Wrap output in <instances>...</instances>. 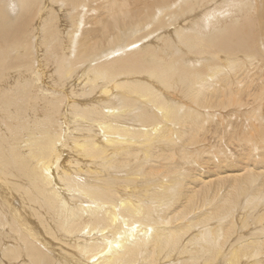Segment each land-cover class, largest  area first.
I'll use <instances>...</instances> for the list:
<instances>
[{"label": "bare ground", "instance_id": "1", "mask_svg": "<svg viewBox=\"0 0 264 264\" xmlns=\"http://www.w3.org/2000/svg\"><path fill=\"white\" fill-rule=\"evenodd\" d=\"M257 1L0 0V264H264V227L231 242L248 190L264 226Z\"/></svg>", "mask_w": 264, "mask_h": 264}, {"label": "rangeland", "instance_id": "2", "mask_svg": "<svg viewBox=\"0 0 264 264\" xmlns=\"http://www.w3.org/2000/svg\"><path fill=\"white\" fill-rule=\"evenodd\" d=\"M187 1H189V0H180V1L177 0L176 4L174 6H172V3H169V5H166L167 7L168 6H172L171 8H169L166 11L167 18L174 19L177 16H179L180 13H181L182 4L184 2H187ZM224 1L225 0H215V4L212 5V6H215L216 4L224 2ZM252 1H253L254 4H256L255 0H252ZM257 2L260 5L262 2H264V0H258ZM189 4L192 6V2L189 3ZM183 8H184V10H188L189 9L187 4H184ZM201 10H202V8L200 9V12H199L198 15L202 14ZM161 11H163V10H161ZM255 11H258V10L255 9ZM191 13L192 14H190V15L186 14V17H185L187 19L186 23L187 22L191 23L193 17L197 15V11H191ZM181 18H183V17H180V19ZM175 20H177V19H175ZM169 23H170V25H172L173 21H170ZM172 38L174 39L173 36H172ZM126 41H128V39ZM47 67L49 69V71L47 72V79L52 81L53 80L52 67L50 65H48ZM79 80L80 79H78L77 81H79ZM68 88L72 89V88H74V85H72L71 87L69 86ZM81 99H83V98H80V100ZM116 106L118 107L119 105H116ZM75 116H76L75 113H73L72 111H68V112H66V114L63 117V121L70 127V131H72L75 134L73 136H76V137H79V138H84V137H87L88 135H95L96 140H98L100 143H102V144H107L108 143L106 138L103 136V134H100V133L96 134L95 131H92V130H99L95 126L83 125V126L79 127L80 129H78L79 122L75 119ZM62 155L64 157L63 162H65V163L68 162L67 159H73V160H77L78 159V153L73 151V149H69V148H66V147H65V151L63 152ZM80 163L83 164L82 167L84 168V171H85L84 173L86 174L87 177L91 176L90 174L87 175L88 169H91L94 178L99 179V180H103L106 177L111 176L112 172L116 173L118 171V170H115V171L106 170L105 168L101 167L99 163L98 164H93L87 159L81 160ZM65 167L76 168V167H79V164L73 162L71 166H64V168ZM68 174H69L70 177H73V176L76 175V172L72 173L73 176L71 175V173H68ZM0 177H2V174H0ZM79 178H82V176H80ZM0 181L4 182L2 179H0ZM121 181H124V180L121 179L120 182ZM125 184H126V190L134 188V186H133L134 182H129L128 181ZM255 189H251V191H249V190L246 191V192H250V194H247V195H246V193L244 194L246 199H244L243 207L241 208V210H240V212L238 213V216H237V219H238V221H239V223L241 225V229H240V231L237 230L234 233V235L231 236V238H233V239H231V242H233V244H236L235 246H237L238 245L237 243L240 240H243V238H250L255 232H257V230H259L260 228L264 227V226L261 225V223L259 225V222H258V219H257L258 212L255 211V209H254V206H256V204H259V202L255 201L254 202V206H252L251 208L247 209V207L252 205V202L248 203V199L251 197V193H252V191L254 192ZM137 191L142 192L143 191L142 187L140 189L138 188ZM15 193L17 195H19L17 197V203L20 205L21 210L24 211V209L29 208L28 204H25L26 200H23L22 196L18 192L15 191ZM135 193H137V192H135ZM242 197H243V195H242ZM242 197H241V199H242ZM263 209H264V203L262 204V206H260V214H261V211H263ZM48 238L51 239V237H49V236H48ZM51 240H53V239H51ZM53 241L55 243L60 244V246L56 247L57 249H60V251L61 250L64 251L60 247L63 246V245L65 246V242H60L59 240H53ZM230 247H231L230 244H227V245L224 246L225 249L220 252V254L216 258L214 264H225L226 263L227 258L230 257L229 254H227L228 249L230 250ZM69 248L70 247H68V249ZM260 256L261 257L259 259H256L255 261H257V262L260 261L261 262V259H264V252L261 253ZM253 263H254V260L252 258V259L248 260L245 264H253Z\"/></svg>", "mask_w": 264, "mask_h": 264}]
</instances>
